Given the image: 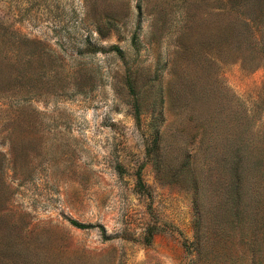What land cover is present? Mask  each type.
Segmentation results:
<instances>
[{
    "label": "rangeland",
    "instance_id": "374dc122",
    "mask_svg": "<svg viewBox=\"0 0 264 264\" xmlns=\"http://www.w3.org/2000/svg\"><path fill=\"white\" fill-rule=\"evenodd\" d=\"M0 264H264V0H0Z\"/></svg>",
    "mask_w": 264,
    "mask_h": 264
},
{
    "label": "trees",
    "instance_id": "16d2710c",
    "mask_svg": "<svg viewBox=\"0 0 264 264\" xmlns=\"http://www.w3.org/2000/svg\"><path fill=\"white\" fill-rule=\"evenodd\" d=\"M115 49L117 50L118 53H121V49L119 47H115ZM143 185V181H142V178L139 177L138 181H137V187L140 188L141 186ZM230 196V195H229ZM231 198V197H230ZM237 199V195L233 197V200H236ZM71 223L77 227H80V228H86L87 225L84 224V223H81L75 219H70ZM151 235L153 233V231L150 232Z\"/></svg>",
    "mask_w": 264,
    "mask_h": 264
}]
</instances>
